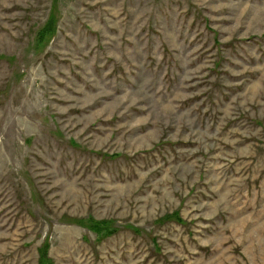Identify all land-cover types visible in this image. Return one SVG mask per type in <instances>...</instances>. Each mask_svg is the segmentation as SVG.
Here are the masks:
<instances>
[{
    "label": "rangeland",
    "instance_id": "rangeland-1",
    "mask_svg": "<svg viewBox=\"0 0 264 264\" xmlns=\"http://www.w3.org/2000/svg\"><path fill=\"white\" fill-rule=\"evenodd\" d=\"M0 264H264V0H0Z\"/></svg>",
    "mask_w": 264,
    "mask_h": 264
}]
</instances>
